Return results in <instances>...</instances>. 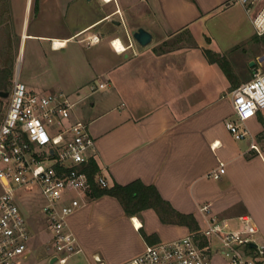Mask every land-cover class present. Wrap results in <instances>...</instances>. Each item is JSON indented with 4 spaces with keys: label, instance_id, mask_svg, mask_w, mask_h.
Listing matches in <instances>:
<instances>
[{
    "label": "crops",
    "instance_id": "crops-1",
    "mask_svg": "<svg viewBox=\"0 0 264 264\" xmlns=\"http://www.w3.org/2000/svg\"><path fill=\"white\" fill-rule=\"evenodd\" d=\"M23 2L24 6L8 0L0 6V40H20V50L34 41L30 77L23 82L32 91L42 90L39 93L62 91L75 103L72 118L88 124L96 143L91 153L109 186L136 180L153 185L177 211L193 214L199 228L206 226L201 211L205 204L233 226L240 216L249 215L259 229L255 242L264 247V143L258 140L264 133V111L247 122L248 140H236L227 127L236 119L232 91L264 70V35L241 31L231 11L239 2L97 0L95 16H90L91 10L74 13L73 21L87 17L77 25L64 22L69 5L65 0H38L36 6L33 0ZM221 17L247 41L231 50L230 58L196 42L164 47L168 41L205 36L210 46L216 45L204 28ZM110 22L113 27L101 28ZM139 27L150 31L153 39L156 34V44L152 40L138 47L131 32ZM94 34L101 40L89 44L86 38ZM117 39L132 46L119 52L112 44ZM54 40H64L65 45L58 47ZM74 40L78 46L63 57ZM207 50L215 56L208 57ZM62 71L67 73L64 78ZM100 83L106 86L99 88ZM220 162L225 163L223 168ZM214 170L219 178L211 176ZM135 217L142 226L135 225ZM69 225L84 250L75 257L83 258L84 264H95L94 256L105 264H123L138 255L149 243L141 229L153 243L191 232L185 225L163 223L153 209L128 216L110 195L84 197ZM113 234L121 237L119 248L108 244ZM132 243L135 249L128 251ZM213 264L230 262L220 254L213 257Z\"/></svg>",
    "mask_w": 264,
    "mask_h": 264
},
{
    "label": "built area",
    "instance_id": "built-area-1",
    "mask_svg": "<svg viewBox=\"0 0 264 264\" xmlns=\"http://www.w3.org/2000/svg\"><path fill=\"white\" fill-rule=\"evenodd\" d=\"M237 1L250 16L256 34L263 36L264 0ZM100 40L96 34L86 38L89 44ZM232 100L236 119L227 127L236 140H243L250 135L247 122L264 111V70L237 86ZM74 105L62 91L39 93L30 90L19 75L14 79L0 125V264H25L32 251L28 201L40 206L52 234L49 260L56 257V262L66 264L84 251L69 219L87 197L85 165L94 158L91 152L96 143L88 124L72 118ZM251 147L257 149L255 144ZM224 166L220 162L219 167ZM211 176L219 178L220 173L214 170ZM95 179L100 186H109L100 172ZM201 211L206 215L205 227L175 240L147 243L123 264H212L213 252L231 264L264 261V247L251 246L259 229L249 215L240 216L233 226L229 218L213 214L211 204L203 205ZM94 261L105 264L99 256Z\"/></svg>",
    "mask_w": 264,
    "mask_h": 264
},
{
    "label": "rangeland",
    "instance_id": "rangeland-1",
    "mask_svg": "<svg viewBox=\"0 0 264 264\" xmlns=\"http://www.w3.org/2000/svg\"><path fill=\"white\" fill-rule=\"evenodd\" d=\"M23 1H25V0H19V4L24 6ZM65 2L66 3H64V4L67 6V3H69V2H67L66 0H65ZM4 4H8V0H0V6H2ZM96 4H97V0H92V1L81 0L79 2H73V1L70 2L68 7L66 8V10L64 12V13L68 12L67 13L68 15L65 17L64 22L66 21V23H68V24L70 23L72 25H77L78 23H82V21H84V18H87L86 14L83 15V17L77 18L76 21H73V18L75 17L74 13L77 12V10H80V11L81 10H91L90 16L91 17L95 16L96 15V10H95ZM33 5L34 6L38 5V0H33ZM23 6L21 7L22 9H23ZM231 11L234 13L238 22L240 23V26H241L240 29L242 32L243 31H255V28L253 26V23L251 21L250 16H248V14L245 12V9L243 8V6L240 3L236 4L231 9ZM33 15H35V8H34ZM206 18L208 19V18H210V16H207ZM139 21L145 22L146 20H144L143 18H139ZM64 22L62 21L63 24H66ZM66 27L67 26H65L64 28L67 29ZM110 27H113V23H111V22L105 23L101 26V28H110ZM197 29H199V27H197ZM194 30L195 29H191L189 31L194 32ZM204 31L207 32L208 35H210L211 37L215 38L214 41H215L216 45L213 44L212 46H210L209 42L207 41V40H209V38H208V36H205V37H203L204 40H174V41L172 40V41H168L164 44V47L175 46L176 44H179L181 42L185 43V44H193L196 42L199 45H204L205 47L206 46L210 47L216 51L219 50L228 59V58H230V53L232 52L231 50L235 49L238 45L247 42V41H244L241 39V33H238L229 25L226 17H221L219 19L208 21L207 27L204 28ZM196 35L198 36V34H196ZM190 36L191 35H189L188 37L190 38ZM192 36L195 37V35H192ZM156 41H157V35L154 34V39H153L152 44H156ZM19 43H20V40H0V70L6 69L8 66H10V63H11V65H13V77L11 79V82L6 89L2 90L3 92H9V95L7 97L0 96V125H1L5 115L7 113L8 108H9L10 94L13 90L14 79H15L16 75L19 74V78L21 81L28 80L30 77V76H28L30 73L29 69H28V63L31 62L32 60H34V58H35V55L33 53L34 41L29 40L26 47L24 45L22 50H20V48H19ZM72 46H78V41L74 40V41L69 43V47L63 51V54H62L63 57L67 56V52L69 50H71ZM137 46L142 48V46L140 44H138ZM159 48H161V47H159ZM45 53H47L48 55L50 54V52L47 49H46ZM15 58H16V62H14ZM7 61H9V63H7ZM221 61H224V60H221ZM6 64H8V65H6ZM66 76H67L66 72H64V71L60 72V77L64 78ZM42 77L47 78L48 75H45ZM40 91H42V90H37V92H40ZM228 97H229V99H231V92L228 95ZM248 139H250V137H247V140ZM258 140H260V142L264 143V133H263L262 137H258ZM26 204L28 205V207H30V209L28 211V215L30 218V223L33 227L34 235H33L32 244H31L32 251L29 254V257H28L25 264H51L50 260H49V255L52 253L51 246H50V238H51L52 234L49 231V228L47 227L45 218L40 211V206H38V204L34 201L31 203L28 201ZM118 238H119V236L114 235V237H112L111 241L108 242V244L112 245V249L115 248L116 246H117V248H119V246H120L119 239L121 237L119 239ZM129 240H131V238H129ZM134 249H135V245L133 243L127 248L128 251L134 250ZM120 251H119L120 254H122L124 252L122 250V245L120 247ZM215 255H220V254L213 252V254L211 256L212 264H213V257ZM224 258H226V257H224ZM226 259L228 260V258H226ZM84 263H85V261L83 258H76L75 257V258L69 259V261L66 264H84ZM54 264H59V263L56 262Z\"/></svg>",
    "mask_w": 264,
    "mask_h": 264
},
{
    "label": "trees",
    "instance_id": "trees-1",
    "mask_svg": "<svg viewBox=\"0 0 264 264\" xmlns=\"http://www.w3.org/2000/svg\"><path fill=\"white\" fill-rule=\"evenodd\" d=\"M208 57L215 56L209 50L205 51ZM9 63V61H7ZM8 65V64H6ZM13 77V65L0 70V91L6 89ZM264 124V120H263ZM86 174L89 181L87 196L98 198L104 195L116 197L122 204L128 216H134L146 209H153L160 220L166 224H179L187 226L191 232L199 230V224L193 214H186L177 211L167 200H165L158 189L153 185H146L136 180L129 184L115 183L112 186L102 187L96 182V175L100 172L97 161L93 158L85 165ZM142 236L149 243H153L151 237L146 232L140 230Z\"/></svg>",
    "mask_w": 264,
    "mask_h": 264
},
{
    "label": "water",
    "instance_id": "water-1",
    "mask_svg": "<svg viewBox=\"0 0 264 264\" xmlns=\"http://www.w3.org/2000/svg\"><path fill=\"white\" fill-rule=\"evenodd\" d=\"M132 37L135 39L137 43H139L141 46H148L152 40H153V34L148 31L147 29L143 27H139L136 30L131 32ZM250 65H254V61L250 62ZM9 95V92H0V96L7 97ZM251 246H256V243H251ZM57 258L54 257L50 260L51 264L56 263Z\"/></svg>",
    "mask_w": 264,
    "mask_h": 264
},
{
    "label": "bare ground",
    "instance_id": "bare-ground-1",
    "mask_svg": "<svg viewBox=\"0 0 264 264\" xmlns=\"http://www.w3.org/2000/svg\"><path fill=\"white\" fill-rule=\"evenodd\" d=\"M106 1H112V0H106ZM54 44L56 45V46H64L65 45V41L64 40H54ZM114 45H115V48L119 51V52H123V51H125L126 50V48H125V45L122 43V41L121 40H115V42H114ZM134 220V222H135V225L136 226H138V227H140V226H142L141 225V222L139 221V219L138 218H134L133 219Z\"/></svg>",
    "mask_w": 264,
    "mask_h": 264
}]
</instances>
